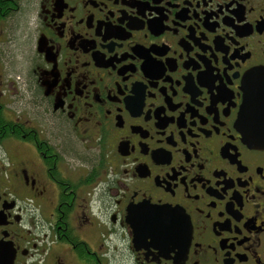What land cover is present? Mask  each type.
<instances>
[{
  "label": "flooded vegetation",
  "instance_id": "flooded-vegetation-1",
  "mask_svg": "<svg viewBox=\"0 0 264 264\" xmlns=\"http://www.w3.org/2000/svg\"><path fill=\"white\" fill-rule=\"evenodd\" d=\"M10 3L0 264H264V149L248 143L264 115L241 111L264 0ZM24 12L19 50L7 20ZM16 50L20 110L4 84Z\"/></svg>",
  "mask_w": 264,
  "mask_h": 264
},
{
  "label": "rangeland",
  "instance_id": "rangeland-1",
  "mask_svg": "<svg viewBox=\"0 0 264 264\" xmlns=\"http://www.w3.org/2000/svg\"><path fill=\"white\" fill-rule=\"evenodd\" d=\"M26 11H27V8H26ZM31 16H32V13L27 14V12H24V16H22L21 18L18 16L17 17L12 16V18H9L7 20V26L9 28L11 38L17 42V45L20 44L19 46H21L19 50L23 48V45H24L23 38H24L25 32L30 31V25L27 22H28V19L31 18ZM28 45L26 42V50L28 49ZM11 47L13 48L14 45ZM17 58H21L18 50H16L14 53H11L9 61H6L5 67H4V78H5L4 84L6 86V89H9L10 91L9 98H8L9 106L12 109L20 110L22 107V104H24V102L22 101V97H20V95L24 94L22 91L23 83L20 79L22 77L20 76H22L23 73L26 74L25 72L26 67L22 66L21 64L18 65L15 61ZM23 111L26 113V116H28L29 118H35L36 116H38V120L42 123H45V125H47L49 118H50L49 115L46 114L44 109L40 110L39 113L34 111L33 108L28 109L26 111L23 110ZM73 164L76 165L78 163L74 161ZM70 165L71 167L75 168V166H73L71 162H70Z\"/></svg>",
  "mask_w": 264,
  "mask_h": 264
},
{
  "label": "water",
  "instance_id": "water-1",
  "mask_svg": "<svg viewBox=\"0 0 264 264\" xmlns=\"http://www.w3.org/2000/svg\"><path fill=\"white\" fill-rule=\"evenodd\" d=\"M241 90L243 91L241 111L245 114L249 112L264 115V65L255 67L244 75ZM249 129L252 138L248 143L253 147L264 149V117H261L255 124L253 122Z\"/></svg>",
  "mask_w": 264,
  "mask_h": 264
},
{
  "label": "trees",
  "instance_id": "trees-1",
  "mask_svg": "<svg viewBox=\"0 0 264 264\" xmlns=\"http://www.w3.org/2000/svg\"><path fill=\"white\" fill-rule=\"evenodd\" d=\"M12 3H16L17 4V0H11L10 4H12Z\"/></svg>",
  "mask_w": 264,
  "mask_h": 264
}]
</instances>
